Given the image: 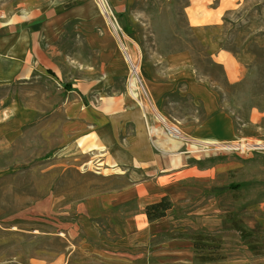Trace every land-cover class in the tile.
<instances>
[{"label":"rangeland","instance_id":"374dc122","mask_svg":"<svg viewBox=\"0 0 264 264\" xmlns=\"http://www.w3.org/2000/svg\"><path fill=\"white\" fill-rule=\"evenodd\" d=\"M59 1L0 0V23L5 28L35 25L61 32L50 38L51 43L47 38L45 65L34 64L38 71L29 81L0 89V99L15 90L24 98L21 107H34L38 112L34 122L12 135L10 147L0 153V264H134L106 246L104 253L97 251L99 245L92 238L94 221L86 216L84 203L115 193L125 184L121 166H108L111 151L100 146L97 135L116 138L114 150L120 163L123 129L105 124L97 130L87 114L94 109L105 117L131 113L136 123L121 121L130 123V130L125 129L128 133L133 128L148 133L149 121L163 126L161 120H154L159 111L149 87L154 79L171 72L168 58L179 53L190 55L189 69L209 83L242 135L233 143L200 145L238 162L227 183L234 201L228 213L242 220L253 238H242L226 219L227 213L220 212L216 198H211L210 218H189L186 233L164 235L156 242L192 241L199 236L203 238L200 250L220 258L204 264H264V0H243L219 26L204 29L190 23L192 0H105L108 17L95 0H87L78 19L52 22L56 15L51 8L63 7ZM108 18L115 22L116 33ZM206 34H213L222 50L241 60L245 73L239 83H229L204 41ZM117 36L138 67L145 91L139 85L137 98L128 92L131 73ZM22 56L26 64L33 61L31 52ZM3 57L23 63L6 54ZM181 99L179 105L160 110L187 117L188 123L195 122L193 116L203 117L201 107L190 97ZM73 125L74 131H64ZM239 144L259 146L253 150L223 148ZM104 226L100 222L98 232L106 231ZM254 245L261 249L252 252ZM192 251L190 260L174 252L159 254L145 264H201L195 259L194 247Z\"/></svg>","mask_w":264,"mask_h":264},{"label":"crops","instance_id":"0c3cea01","mask_svg":"<svg viewBox=\"0 0 264 264\" xmlns=\"http://www.w3.org/2000/svg\"><path fill=\"white\" fill-rule=\"evenodd\" d=\"M61 1L62 8H51L56 15L52 22H56V18L78 19L83 12L82 6L87 4V0L59 2ZM242 1L219 0L212 4V0H192L190 23L195 29L219 26L228 11L235 9ZM23 34L27 37L26 51L33 54V61L29 64H26L25 56L15 57L12 53L20 44ZM59 34L61 32L57 29H42L35 25L27 29L5 28L0 23V74L4 68V54L23 62L22 65L19 64L9 83H3L0 78V89L17 82L25 84L29 81L35 71H38L34 64L40 67L45 65L43 60L47 38L57 37ZM204 38L210 53L224 69L229 83H239L245 73L241 60L237 55L222 50L219 40L213 34H206ZM52 41L50 39L47 43ZM190 61L188 53L169 57L167 66L173 73L156 78L150 83L149 94L158 108V120L164 123L163 126L159 127L154 121H149L148 127H145L148 133L136 128L128 133L125 129L130 130V123L116 124L113 120L115 115L105 117L95 109L87 114L93 128L109 124L111 127L119 125L123 129V143L121 150L118 149L122 154L120 163L116 161L114 150L118 147L116 138L111 136L104 139L103 135H97L100 146L111 151L108 166H121L125 181L121 190L92 197L84 203L86 216L94 221L90 227L92 238L99 245L96 249L99 252L104 253L102 248L106 246L113 250V254L119 252L127 256L134 264H145L159 254L174 252L186 255V259L190 260L193 258L192 241L181 238L163 242L156 240L164 235L186 233L189 218H210L211 198H216L221 213L232 212L234 201L231 186L227 183L232 171L238 167V162H233L224 155L219 156L221 154H212L210 149L207 150L200 144L233 143L242 135L236 129L232 114L222 107L209 83L198 78L194 70L189 69ZM21 95L14 90L5 99H0V153L10 147L12 135L21 133L38 116L34 107H21L20 102L24 99H21ZM184 97H190L193 103L201 107L202 118L193 116L195 122L188 123L187 117H175L160 110L166 105H179ZM102 120L105 123L101 125L99 122ZM168 123L179 128L189 139L176 138ZM164 198L169 199L172 208L164 218L150 221L146 208ZM222 206L225 208H221ZM102 221L106 223V231L98 232L97 227L100 228Z\"/></svg>","mask_w":264,"mask_h":264},{"label":"bare ground","instance_id":"6f19581e","mask_svg":"<svg viewBox=\"0 0 264 264\" xmlns=\"http://www.w3.org/2000/svg\"><path fill=\"white\" fill-rule=\"evenodd\" d=\"M101 13L102 14H105V11L103 9V7L101 6ZM109 21V20H108ZM110 23V22H109ZM111 25V23H110ZM112 27V25H111ZM113 31L116 33V30L113 28ZM27 37H26V34H23V37L21 39V42L20 44L18 45V47L16 49L13 50L12 53L15 54V56H21L25 53L26 51V44H27V41H26ZM117 39L119 40V43L121 44V48H122V51H123V54L125 56V59L129 65V68H130V73H131V77H130V81H129V89H128V92L130 94V96L132 98H137L136 96V91L139 89V85L142 87V89L144 90L143 88V85H142V82H141V79L139 77V72H138V67L134 64V62L132 61V58L131 56L128 54V52L126 51V48L124 46V44L122 43L121 39L119 36H117ZM2 63H3V71L2 73L0 74V78H2V81L3 83H9L11 77L14 75V73L17 71V69L19 68V64L15 63L11 60H8V59H5L3 58L2 60ZM145 91V90H144ZM145 108L148 109V106L145 105ZM158 116L154 117V120H157L159 119V114H157ZM113 120L116 124H121V121H132L134 123L137 122V119L131 114V113H124V114H119V115H115L113 117ZM76 125H73V126H65L63 129L65 132H72L74 131V127ZM142 127V126H140ZM170 130L173 132L174 136L176 138H184L181 134V132L179 131V129H177L176 127H172V126H169ZM214 143H208L206 145H212ZM259 144H256V145H245V144H239V145H225V147H223L225 150H236V149H242L244 150L245 148L246 149H250V150H253V149H256L255 147H258ZM261 146V145H260ZM245 149V150H246Z\"/></svg>","mask_w":264,"mask_h":264},{"label":"trees","instance_id":"16d2710c","mask_svg":"<svg viewBox=\"0 0 264 264\" xmlns=\"http://www.w3.org/2000/svg\"><path fill=\"white\" fill-rule=\"evenodd\" d=\"M48 71L50 72L51 70H48ZM65 89L67 91H73L71 86L69 85H65ZM171 208H172V204L169 201V199L164 198L159 203L148 206L146 208V215L150 221H155V220L164 218L167 215L166 214L167 211L170 210ZM225 217L232 224L234 229L241 235L242 238L244 239L253 238V235L251 234V232H249L248 229L245 228L244 222L240 220L235 214L227 213ZM202 239L203 238L199 236H197L196 238H191V240L194 243V253H196L195 259L201 264H204L207 262L218 261L220 259L219 256L215 257L214 256L215 254H209V252L205 253L200 250L199 241H202ZM250 249L252 252L255 253V251H258V249H261V246L254 245Z\"/></svg>","mask_w":264,"mask_h":264},{"label":"built area","instance_id":"2783aa9c","mask_svg":"<svg viewBox=\"0 0 264 264\" xmlns=\"http://www.w3.org/2000/svg\"><path fill=\"white\" fill-rule=\"evenodd\" d=\"M95 1H96V3L99 5L100 10H102V9H101V6L103 7V9H104V11H105L104 16H105V17L110 16V15H109V14H110L109 9H108L107 6H106V5H108V3H107L105 0H95ZM108 6H109V5H108ZM108 20H109V22L111 23L112 28H114V29L116 30L115 22L112 21L111 18H108Z\"/></svg>","mask_w":264,"mask_h":264}]
</instances>
